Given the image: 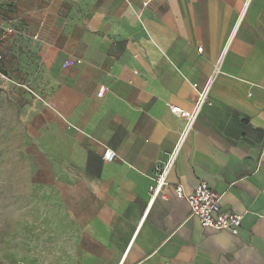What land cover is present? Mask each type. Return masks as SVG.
<instances>
[{"label": "crops", "instance_id": "crops-1", "mask_svg": "<svg viewBox=\"0 0 264 264\" xmlns=\"http://www.w3.org/2000/svg\"><path fill=\"white\" fill-rule=\"evenodd\" d=\"M8 22L39 41L12 38L3 68L42 100L2 91L0 119L37 129L58 170L61 247L80 264H264V0H0ZM215 69L167 200L150 204L183 128L169 105L192 110ZM200 182L242 216L237 236L202 228L175 196Z\"/></svg>", "mask_w": 264, "mask_h": 264}, {"label": "rangeland", "instance_id": "rangeland-1", "mask_svg": "<svg viewBox=\"0 0 264 264\" xmlns=\"http://www.w3.org/2000/svg\"><path fill=\"white\" fill-rule=\"evenodd\" d=\"M36 133L0 119V264H80L82 250L61 247L58 170Z\"/></svg>", "mask_w": 264, "mask_h": 264}, {"label": "built area", "instance_id": "built-area-1", "mask_svg": "<svg viewBox=\"0 0 264 264\" xmlns=\"http://www.w3.org/2000/svg\"><path fill=\"white\" fill-rule=\"evenodd\" d=\"M12 38H19L24 41L29 50H37L39 41L36 35H30L21 27H15L9 22L0 24V92L9 90H13V92L22 91L32 97L33 100L41 101V94L33 89L31 79L14 80L3 68L5 47ZM198 51L200 52L201 49L199 48ZM216 72L217 69L214 70L202 87H198L197 84L192 85V88L196 91V100L192 110L185 111L177 106L169 105L171 114L183 121V128L172 152L163 163L158 164L154 169L152 183L148 187L150 204L157 199L167 200L164 193V189L167 186V177L175 165L183 143L192 133L195 121L202 108L210 105L209 92ZM104 93L105 89L99 88L96 93L97 98L103 97ZM103 160L107 163H112L115 160V153L106 149L103 153ZM174 193L177 198L184 197L186 199L190 209V216L196 218L202 228L212 229L217 232H227L233 236L238 235L242 216L222 210L220 197L205 182H200L189 195H184L181 186H177Z\"/></svg>", "mask_w": 264, "mask_h": 264}, {"label": "bare ground", "instance_id": "bare-ground-1", "mask_svg": "<svg viewBox=\"0 0 264 264\" xmlns=\"http://www.w3.org/2000/svg\"><path fill=\"white\" fill-rule=\"evenodd\" d=\"M44 222V221H43ZM41 224H43V223H41Z\"/></svg>", "mask_w": 264, "mask_h": 264}]
</instances>
